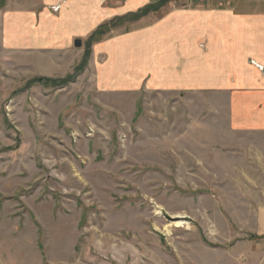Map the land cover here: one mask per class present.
Returning <instances> with one entry per match:
<instances>
[{
	"label": "rangeland",
	"instance_id": "374dc122",
	"mask_svg": "<svg viewBox=\"0 0 264 264\" xmlns=\"http://www.w3.org/2000/svg\"><path fill=\"white\" fill-rule=\"evenodd\" d=\"M225 1L170 0L156 16ZM97 5L0 0V264H255L256 141L227 131L222 94L125 74L137 50L106 79L104 43L155 13L61 42L60 16Z\"/></svg>",
	"mask_w": 264,
	"mask_h": 264
},
{
	"label": "crops",
	"instance_id": "0c3cea01",
	"mask_svg": "<svg viewBox=\"0 0 264 264\" xmlns=\"http://www.w3.org/2000/svg\"><path fill=\"white\" fill-rule=\"evenodd\" d=\"M93 1L98 5L89 9L88 20L69 13L60 16L56 27H60V36H65L61 42L89 35L105 18L125 16L160 0H110L105 6ZM225 3L228 6L222 9L173 10L160 18L152 14L156 20L138 27L134 40L115 36L104 43L102 48L110 62L103 68L106 79L117 83L113 79L116 55L125 58L137 50L136 59L130 54L133 59H129L125 74L141 75L138 82L147 88L156 84L148 89L169 84L177 92L225 96L230 101L227 131L234 137L249 134L256 141L251 146L250 162L258 165L264 178V0ZM66 28L70 31L62 33ZM133 64L136 69H131ZM258 194L257 208L252 210L256 243L251 252L255 264H264V187Z\"/></svg>",
	"mask_w": 264,
	"mask_h": 264
},
{
	"label": "trees",
	"instance_id": "16d2710c",
	"mask_svg": "<svg viewBox=\"0 0 264 264\" xmlns=\"http://www.w3.org/2000/svg\"><path fill=\"white\" fill-rule=\"evenodd\" d=\"M170 2V0H163L157 4L154 5H148L140 10H138L135 13H129L123 17H115L111 21H108L104 23L103 25H100L89 37V42L93 43L97 40H99L101 37H103L105 34L109 32L111 28H115L118 25H121V23H124L126 21H137L141 18H144L148 16L151 13H156L158 10L165 5L166 3Z\"/></svg>",
	"mask_w": 264,
	"mask_h": 264
},
{
	"label": "water",
	"instance_id": "95a60500",
	"mask_svg": "<svg viewBox=\"0 0 264 264\" xmlns=\"http://www.w3.org/2000/svg\"><path fill=\"white\" fill-rule=\"evenodd\" d=\"M74 46H75V48H81L82 41L80 39L74 41Z\"/></svg>",
	"mask_w": 264,
	"mask_h": 264
},
{
	"label": "bare ground",
	"instance_id": "6f19581e",
	"mask_svg": "<svg viewBox=\"0 0 264 264\" xmlns=\"http://www.w3.org/2000/svg\"><path fill=\"white\" fill-rule=\"evenodd\" d=\"M176 217H179V216H176Z\"/></svg>",
	"mask_w": 264,
	"mask_h": 264
}]
</instances>
